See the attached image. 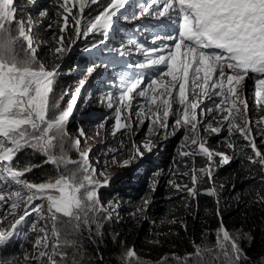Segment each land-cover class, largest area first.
Instances as JSON below:
<instances>
[{
	"label": "snow or ice",
	"instance_id": "1",
	"mask_svg": "<svg viewBox=\"0 0 264 264\" xmlns=\"http://www.w3.org/2000/svg\"><path fill=\"white\" fill-rule=\"evenodd\" d=\"M77 2L79 12L83 14L87 3L94 4L98 0H73L71 4L70 0H61L59 3V8L63 10L59 13L63 17L61 31L67 29L71 18L77 37L97 30L106 32L112 26L113 18L125 7V0H109L103 12L81 30V22L73 12ZM145 14L163 17L161 25L169 28L175 26L162 37L156 35L153 43L155 44L157 39H164L173 41V44H159L151 49H143L148 65H164L165 68L158 71L156 77L146 86H141L143 76H121L122 92L118 98L119 106L115 109L116 131L127 127L121 123V115L126 109L132 108L133 93L144 97L149 104H155L157 107L153 111L141 106L136 112L139 121L143 123L145 119H151L153 125L159 124L166 131L171 127L170 134H175L181 128L191 131L193 135L190 138L186 136L185 139H190L192 145H197L198 151L182 152L181 155L206 156L209 166L200 171L211 179L214 157L219 156L225 164L230 161V157L224 153L212 152L197 133V109L202 101H188L186 85L191 81L207 99L220 97L218 101L214 100L213 107L207 108L206 111L226 113L223 115V123L227 125L229 136L238 132L239 136L247 141L245 146L250 147L254 154L249 157L250 161L258 163L264 169V152L258 149L252 134L247 100L238 92L246 79H254L258 102L264 101V0H146L140 12L141 16ZM40 15L47 16V11L42 10ZM133 18H137L135 14ZM28 23L29 26L26 27L24 21L16 19L14 0H0V181L7 182L10 179L19 186L9 193L11 197L16 198L11 204L13 210L19 206L25 191L28 201H47L54 243L50 251H40L37 259L46 256L48 264H65L66 254L61 249L72 242L60 238L61 230L57 227L60 216L69 218L68 223L73 225L74 230L91 223H96L99 227L96 217L100 212L106 211L101 203L99 190L106 184L95 178V169L90 168L88 153L81 150L79 138L71 140V147L79 152L80 160L74 162L67 156L64 145L70 137L66 128L73 116L79 93L72 96L64 110L54 112L56 105H50L49 93L52 92L60 70L58 66L51 71L46 70L43 65L33 67L35 49L31 37V21ZM13 24L16 25L15 36L12 35ZM20 40L24 42L21 46L23 57L16 51V44ZM59 43L61 46L56 49L57 53L63 55L70 51L64 46L63 37ZM137 47L141 46L137 44ZM138 67L144 68L145 63L141 62ZM162 77H169L170 81L165 82ZM197 81L200 83L197 84ZM80 84L83 86L84 81L81 80ZM174 104L183 107L182 116L177 115L178 109H173ZM109 105L111 106V98ZM171 115H177L173 125L168 123ZM238 119L240 123L237 122ZM206 130L219 134L222 127L208 125ZM84 135L81 130L80 136ZM25 147L43 153L46 157L44 163L55 166L58 172L61 165H64L65 172L69 174L59 173L54 181L39 184L21 179L32 169L14 168L13 159ZM57 147L59 152L56 151ZM142 147L151 152L153 145L149 142ZM227 147H234L231 140L227 142ZM135 154H143L140 147H136ZM130 162L126 160L122 166H127ZM69 163H76L78 167L68 169L66 166ZM3 187L4 184L0 183V189ZM189 192L193 196L197 194L194 188ZM206 194L211 196L215 193L214 190H208ZM261 201L264 202V198H261ZM3 203H7V200L3 191H0V205ZM42 207L43 205L37 204L26 209L24 215L13 225V231L0 227V246L10 241L16 226L31 212L42 215ZM90 213L92 215H89ZM9 214L15 213L13 211ZM216 235L217 244L223 251L227 264H239L242 255L236 242L237 238L232 237L223 225ZM43 239L44 248L47 249V233ZM37 245H40V241H37ZM200 253L201 250L197 246V255ZM134 256V250L126 253L127 258ZM0 264H10V260L0 258ZM127 264H132V261L129 259ZM135 264H142V261L136 260Z\"/></svg>",
	"mask_w": 264,
	"mask_h": 264
},
{
	"label": "rangeland",
	"instance_id": "2",
	"mask_svg": "<svg viewBox=\"0 0 264 264\" xmlns=\"http://www.w3.org/2000/svg\"><path fill=\"white\" fill-rule=\"evenodd\" d=\"M52 1L55 8L50 11L46 8L45 3ZM60 2L61 0H14V6L17 20L24 21L26 27L29 26L28 22L31 21V37L35 49L33 67L38 68L43 65L49 71L57 66L59 67L60 75L52 86V92L49 93L50 105H56L54 112L58 113L64 110L72 96L79 93L73 116L67 124L66 130L70 139L65 143L64 149L71 161H79V152L71 147V140L79 138L81 140V150L88 153L90 168L95 169V178L106 184L105 187L99 190V197L106 211L100 212L96 217L97 219H101L102 222L105 219L120 221L128 216L139 223L145 221L159 228V230H152L150 244L135 251V256L129 259H132L133 263L139 260L142 261V264H159L160 262L168 264L165 260L167 257L163 258V253L161 251L157 252L160 243L158 235L161 229H163L162 231L171 230L168 223L175 221L179 223L180 214L177 213L163 220H157V215L152 210L154 207H152V204L155 201L153 196L157 193V187H170L175 191V195H181L193 202L195 196L190 194V189L194 188L196 193L200 190L208 191L212 183L215 192L218 193V188L222 185L213 175V166L211 179L200 171L209 166L206 156L202 154L181 155L182 152L198 151L197 145H192L190 139H185L186 136L190 138L193 135L191 131L181 128L175 134H170L171 127L166 131L159 124L153 125L151 119H145L143 123L139 121L136 112L140 110L141 106L145 109L151 108L153 111L157 107L155 104H149L144 97L133 93L132 108L130 110L126 109L121 115V123L127 125V127L116 131L115 109L119 106L118 98L122 92L121 76L127 71H132L131 77L143 76L141 86L144 87L151 79L156 77L158 71L165 70L164 65H148L143 49H151L159 44H173V41L164 39H157L155 44L153 43L156 35L162 37L165 33L170 32L169 27L161 25L163 17L140 15L146 0H125V7L120 9L117 16L113 18L112 26L106 32L97 30L85 36L77 37L75 31H73L74 21L71 18L67 29L61 31L63 17L59 13L63 10L59 8ZM72 2L73 0H70V4ZM108 2L109 0H98L94 4L87 3L83 14L79 12V3H75L73 12L76 13V18L81 22V30L94 21L92 16L85 17V11L97 5L95 6L96 13H101ZM42 10L47 11V16L40 15ZM134 14L137 18H133ZM15 28L16 25L13 24L12 35L14 36L17 35ZM61 37H63L64 46L70 49L63 55L56 51L61 46L59 43ZM23 44L22 40L16 44V51L21 57L24 55L21 47ZM137 44L141 47L138 48ZM152 55L155 56L156 54ZM77 57L80 58L79 64L76 66L70 64L72 59ZM141 62L145 63L144 68L138 67ZM89 69H91V72H89ZM228 74L232 73L228 72ZM67 77H69V80ZM162 79L165 82L170 81L169 77H162ZM81 80L84 81L83 86L80 84ZM196 83L199 84L200 81ZM256 91L257 87L254 79H246L238 89L239 94L246 98L248 103V119L257 147L261 152H264V131H262L264 130V101L258 102L255 95ZM186 92L189 102L202 101L197 109L199 120L197 133L206 142V147L214 153L226 154L231 160L233 148L227 147L230 136L227 125L223 123V115H226V113L219 114L215 111H206L207 108L213 107V101H218L220 97L213 96L212 99H207L200 94V89L194 87L191 81L186 85ZM109 98H111V106L109 105ZM224 106L221 105V107ZM173 109H178L177 115L182 116L183 107L174 104ZM241 109L243 110L242 105ZM177 115L169 117V125L174 124ZM237 122L240 123L241 121L238 119ZM73 123L80 126L76 133L71 130ZM208 125L222 127V131L217 134L206 130ZM81 130L85 134L84 136H80ZM222 132L225 135L220 140L224 144H213V138H218ZM178 136L179 138L175 141L173 147L176 148L175 152L177 150L180 156L183 157L184 161L180 163V168H176V165H170V156L165 153L166 146L170 144L169 142ZM231 136H234L240 145L247 144V141L243 140L238 132H234ZM149 142L153 145L151 152L144 150L142 147ZM136 147H140L142 155L135 154ZM56 151L59 152V147ZM203 158H206V164L202 163ZM45 159L43 153L25 147L15 155L13 166L16 169L21 167V170L31 167L32 170L26 172L21 179L31 180L33 181L31 183L37 184L41 183L38 181H54L59 173L69 174L65 172L64 165H61L58 172L55 166L45 164ZM215 159L221 165L230 162L222 163L219 156H215ZM126 160L131 162L127 166H122ZM66 167L75 169L78 165L69 163ZM46 169L49 170V173L45 172ZM33 170L44 176L34 179ZM43 172L45 173L43 174ZM139 174H149L152 183L143 187L134 182L130 186L124 185L123 182H125L127 175H131L132 180H134ZM0 183L4 184L0 191H3L7 200V203L0 205V217H3V219H0V227L3 229L13 231V225L20 216L24 215L26 209H30V206L37 204L43 205L42 215L31 212L21 224L16 226L10 241L4 246H0V258L9 259L10 264H48L46 256L37 259L40 251H50L54 243V238L51 235L52 221L48 213L47 201L42 199L28 201L26 198L27 192L25 191L22 193L24 198L19 201V206L13 210L11 204L16 198L11 197L9 193L19 186L10 179L7 182L0 181ZM13 211L15 214L10 215L9 213ZM216 216L218 217L217 213ZM219 216L221 218L222 210L219 211ZM68 220L69 218L60 216L57 223V227L61 230V240L66 239L72 242L61 249L66 254L65 264L71 262L70 254L67 255V251H72L74 248L70 234L73 235V239L78 240L79 237H83L84 232L86 233L89 227L96 225V223L82 225L79 230H74L73 225L68 223ZM46 233L47 249L44 248L45 240L43 239ZM37 241H40L39 246ZM57 259L59 260V257Z\"/></svg>",
	"mask_w": 264,
	"mask_h": 264
},
{
	"label": "trees",
	"instance_id": "3",
	"mask_svg": "<svg viewBox=\"0 0 264 264\" xmlns=\"http://www.w3.org/2000/svg\"><path fill=\"white\" fill-rule=\"evenodd\" d=\"M45 4L50 11L55 8L53 1ZM95 6L85 11V17L92 16L95 20L100 14L96 13ZM79 62L80 58L77 57L70 64L76 66ZM124 74L131 77L132 71ZM79 128L75 123L71 125L73 133L78 132ZM224 135L222 132L218 138H213V144H224L220 140ZM178 138L170 141L165 150L170 156V165H176V168H180V163L184 161L173 147ZM229 140L234 144L230 162L221 165L215 159L213 163V175L222 184L218 193L210 196L206 194L207 191L200 190L192 202L181 195H175L170 187L158 186L156 189L152 210L157 220L180 214L179 223H168L171 230L161 229L158 235L160 243L157 252L161 251L162 257H167L165 260L168 264H226L225 255L217 244L216 234L221 225L232 237L237 238L242 255L239 264H264V202L261 201L264 198V170L258 163L250 161L249 157L253 154L249 147L240 145L234 136H230ZM202 163L206 164V158L202 159ZM17 169L21 170V167ZM45 172L49 173V170ZM32 173L34 179L44 176L36 170ZM130 180L131 175H127L124 185L130 186L134 182L143 187L152 183L149 174H139ZM217 207L219 211L222 210L221 221L216 216ZM97 220L99 227L97 224L89 227L78 240L70 234L74 248L67 251L71 257L68 264H127L129 258L126 253L148 246L152 232L159 230L157 226L145 221L139 223L128 216L120 221ZM197 246L201 250L200 255H197ZM132 264L135 263L132 261Z\"/></svg>",
	"mask_w": 264,
	"mask_h": 264
},
{
	"label": "built area",
	"instance_id": "4",
	"mask_svg": "<svg viewBox=\"0 0 264 264\" xmlns=\"http://www.w3.org/2000/svg\"><path fill=\"white\" fill-rule=\"evenodd\" d=\"M209 190H214V193L216 194V190H215V187L213 186V184L211 183L210 184V186H209ZM216 213H217V215H218V218H219V220L221 221V218H220V216H219V207H217V209H216Z\"/></svg>",
	"mask_w": 264,
	"mask_h": 264
},
{
	"label": "bare ground",
	"instance_id": "5",
	"mask_svg": "<svg viewBox=\"0 0 264 264\" xmlns=\"http://www.w3.org/2000/svg\"><path fill=\"white\" fill-rule=\"evenodd\" d=\"M160 27V26H159Z\"/></svg>",
	"mask_w": 264,
	"mask_h": 264
}]
</instances>
